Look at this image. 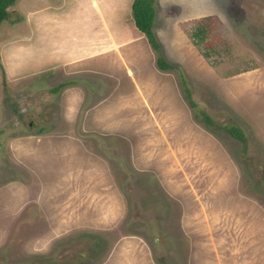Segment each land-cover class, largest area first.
I'll use <instances>...</instances> for the list:
<instances>
[{
	"label": "rangeland",
	"instance_id": "rangeland-1",
	"mask_svg": "<svg viewBox=\"0 0 264 264\" xmlns=\"http://www.w3.org/2000/svg\"><path fill=\"white\" fill-rule=\"evenodd\" d=\"M149 1L173 68L141 32L70 67L0 58V264H264V0Z\"/></svg>",
	"mask_w": 264,
	"mask_h": 264
},
{
	"label": "crops",
	"instance_id": "crops-1",
	"mask_svg": "<svg viewBox=\"0 0 264 264\" xmlns=\"http://www.w3.org/2000/svg\"><path fill=\"white\" fill-rule=\"evenodd\" d=\"M131 1L117 0L110 8L90 10L86 0H16L7 7V17L16 12L21 17L9 26L21 22L26 33L0 43L5 75L79 65L128 46L140 33L133 22L126 20ZM1 25L7 26L5 20ZM5 51L11 56L10 69L3 59ZM17 51L23 56H17Z\"/></svg>",
	"mask_w": 264,
	"mask_h": 264
},
{
	"label": "trees",
	"instance_id": "trees-1",
	"mask_svg": "<svg viewBox=\"0 0 264 264\" xmlns=\"http://www.w3.org/2000/svg\"><path fill=\"white\" fill-rule=\"evenodd\" d=\"M16 0H0V23L5 20L8 16L7 7L12 5ZM130 15L133 22L134 27L140 31L146 38L147 42L149 43L150 47L159 53L160 45L157 42L152 30V21H153V8L149 0H132L130 4ZM192 41L196 39V42H200L205 39L204 34V25L199 23L198 25L194 26V30L191 33ZM156 65L159 69L165 70L169 68H173L174 65L164 61L163 57L159 53L156 58ZM184 97L188 101V103L194 107V103L190 98V94L188 89L183 86ZM202 120L206 124H210V119L205 115L202 114ZM223 129L235 139H238L240 142H243V136L241 135L240 129L236 128L235 126H228L223 127Z\"/></svg>",
	"mask_w": 264,
	"mask_h": 264
}]
</instances>
